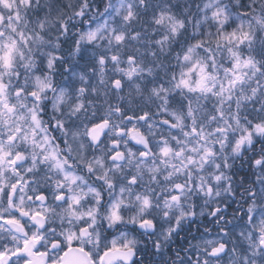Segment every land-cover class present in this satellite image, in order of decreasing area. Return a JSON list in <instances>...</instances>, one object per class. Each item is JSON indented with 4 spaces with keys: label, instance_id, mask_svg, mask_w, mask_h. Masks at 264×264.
I'll use <instances>...</instances> for the list:
<instances>
[{
    "label": "snow or ice",
    "instance_id": "snow-or-ice-1",
    "mask_svg": "<svg viewBox=\"0 0 264 264\" xmlns=\"http://www.w3.org/2000/svg\"><path fill=\"white\" fill-rule=\"evenodd\" d=\"M0 264H264V0H0Z\"/></svg>",
    "mask_w": 264,
    "mask_h": 264
}]
</instances>
